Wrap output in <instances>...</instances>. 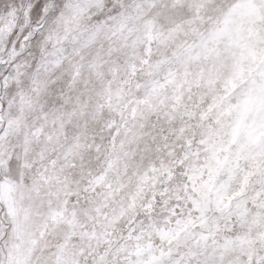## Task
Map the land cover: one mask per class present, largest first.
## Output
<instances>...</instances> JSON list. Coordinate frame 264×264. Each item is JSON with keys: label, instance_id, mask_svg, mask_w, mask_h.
Wrapping results in <instances>:
<instances>
[{"label": "snow or ice", "instance_id": "1", "mask_svg": "<svg viewBox=\"0 0 264 264\" xmlns=\"http://www.w3.org/2000/svg\"><path fill=\"white\" fill-rule=\"evenodd\" d=\"M0 264H264V0H0Z\"/></svg>", "mask_w": 264, "mask_h": 264}]
</instances>
